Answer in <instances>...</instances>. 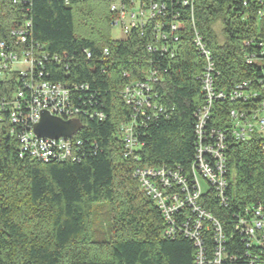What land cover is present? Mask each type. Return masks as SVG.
Here are the masks:
<instances>
[{
	"label": "trees",
	"instance_id": "1",
	"mask_svg": "<svg viewBox=\"0 0 264 264\" xmlns=\"http://www.w3.org/2000/svg\"><path fill=\"white\" fill-rule=\"evenodd\" d=\"M156 1L166 6L160 29L164 34L170 22H180L178 31L168 34L167 51H147L152 23L142 34L133 29L126 37L111 38L108 0H18L17 4L0 0V40L24 16L30 20L29 40L47 54L41 78L71 88L82 115L75 137L84 149L79 160L20 158L17 140L8 133L9 127L15 132L18 128L3 112L0 264H194L192 241L184 235H163L160 212L141 191L133 169L178 166L190 181L197 141L195 112L204 100L199 78L204 59L194 45V30L212 53L216 87L229 90L258 69L247 64L244 54L261 56L257 42L264 36V16H257V11L264 10V0H193L192 7L183 5V0ZM216 20L222 23L221 41L213 29ZM246 39L254 44L245 48ZM105 47L107 56L102 53ZM54 55L58 59L53 60ZM150 69L158 71L152 99L161 110L148 118L137 117L135 134L142 147L136 151V162L123 157L116 134L117 126L132 113L120 93L127 82L144 81ZM15 81L14 75L0 79V98L10 97ZM231 107L227 101H215L209 124L226 126ZM95 112L103 117L90 116ZM260 149L256 139H229L227 201L219 204L213 195L201 199L223 227L226 250L235 257L231 264H248L244 235L235 229L239 214L245 206L264 204ZM102 201L109 204L111 234L106 241H93L91 208Z\"/></svg>",
	"mask_w": 264,
	"mask_h": 264
},
{
	"label": "built area",
	"instance_id": "2",
	"mask_svg": "<svg viewBox=\"0 0 264 264\" xmlns=\"http://www.w3.org/2000/svg\"><path fill=\"white\" fill-rule=\"evenodd\" d=\"M192 1L183 0L182 4L192 7ZM17 2L12 0L13 4ZM108 2L112 15L109 26L120 29L121 37L128 36L133 29L142 34L143 28L152 23L147 51H167L168 34L177 32L180 22H170L167 34L160 30L163 24L161 18L166 12L165 3L156 0ZM257 16H264V10H258ZM23 18L10 29L6 39L0 40V79L10 75L16 79V87L10 97L0 98V124L5 120L2 116L5 112L8 123L18 128L15 132L14 128L9 127L8 133L17 140L20 158L28 157L39 162L79 160L84 149L82 140L75 137L78 131L69 138L37 137L33 132V125L38 122L43 111L63 120H78L80 123L82 115L68 85L41 78L40 67L47 54L38 43L29 40L31 22L26 16ZM258 38L257 48L261 56L255 58L254 52L244 54L247 64H254L258 69L254 68L251 76L237 81L229 90H220L215 85L217 70L212 53L199 32L194 30V45L204 59L199 75L204 100L195 112L197 141L194 160L190 165L192 178L189 181L178 166L136 165L133 169L141 191L154 202L160 212L164 222L163 235H184L192 241L195 247L194 264H231L235 259L226 250V234L220 221L201 204L202 196L210 195L219 204L227 201L228 140H259L264 158V36ZM177 40V35H174L172 41ZM251 44H254L253 40L246 39L243 42L245 48ZM102 53L107 56L108 48H103ZM85 54L90 56L88 51ZM51 57L53 60L58 59L57 55ZM157 79L158 71L150 69L144 81H129L121 89L122 100L132 110L130 119L121 122L116 128L124 158L136 161V151L142 147L135 134L137 117L148 118L161 110L152 99L155 96L153 84ZM79 87L84 88L82 85ZM215 101L233 104L226 115V126L209 124ZM90 116L101 119L103 114L95 112ZM199 177L206 182L205 189ZM235 229L244 235L248 264H264V204L258 201L251 207L245 206L243 213L239 214Z\"/></svg>",
	"mask_w": 264,
	"mask_h": 264
},
{
	"label": "rangeland",
	"instance_id": "3",
	"mask_svg": "<svg viewBox=\"0 0 264 264\" xmlns=\"http://www.w3.org/2000/svg\"><path fill=\"white\" fill-rule=\"evenodd\" d=\"M110 27V26H109ZM213 29L221 41L223 39L221 20L213 23ZM110 36L113 39L121 37V31L118 28L110 27ZM203 189L206 188V182L199 177ZM110 211L107 201L95 202L91 208L90 217V237L93 241H106L110 238Z\"/></svg>",
	"mask_w": 264,
	"mask_h": 264
},
{
	"label": "water",
	"instance_id": "4",
	"mask_svg": "<svg viewBox=\"0 0 264 264\" xmlns=\"http://www.w3.org/2000/svg\"><path fill=\"white\" fill-rule=\"evenodd\" d=\"M80 128L81 123L78 120H63L43 111L38 122L33 125V132L37 137L69 138Z\"/></svg>",
	"mask_w": 264,
	"mask_h": 264
}]
</instances>
